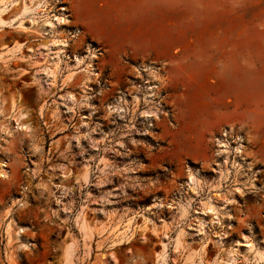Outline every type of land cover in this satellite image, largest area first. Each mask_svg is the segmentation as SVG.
I'll list each match as a JSON object with an SVG mask.
<instances>
[{
	"label": "rangeland",
	"instance_id": "374dc122",
	"mask_svg": "<svg viewBox=\"0 0 264 264\" xmlns=\"http://www.w3.org/2000/svg\"><path fill=\"white\" fill-rule=\"evenodd\" d=\"M0 163V264H264V0H0Z\"/></svg>",
	"mask_w": 264,
	"mask_h": 264
},
{
	"label": "bare ground",
	"instance_id": "6f19581e",
	"mask_svg": "<svg viewBox=\"0 0 264 264\" xmlns=\"http://www.w3.org/2000/svg\"><path fill=\"white\" fill-rule=\"evenodd\" d=\"M60 21H63V19L61 18L60 19ZM5 172H6V170H5V165L3 164V163H0V176L1 177H4L5 176ZM82 227V228H81ZM81 230L82 229H86V226H85V223L82 221V225H81ZM21 233H22V231L20 230V231H18L17 233H15L16 234V236L19 238L20 237V235H21ZM6 234L9 236V230L7 229V232H6ZM70 250V249H69ZM67 253V252H66ZM264 256V255H263ZM262 256V257H263ZM71 263V260H70V254H67V257H66V264H70Z\"/></svg>",
	"mask_w": 264,
	"mask_h": 264
}]
</instances>
